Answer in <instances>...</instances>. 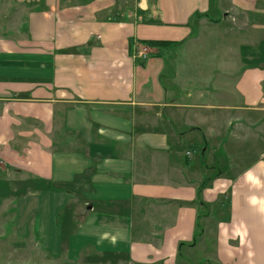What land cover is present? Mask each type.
<instances>
[{
    "label": "crops",
    "instance_id": "0c3cea01",
    "mask_svg": "<svg viewBox=\"0 0 264 264\" xmlns=\"http://www.w3.org/2000/svg\"><path fill=\"white\" fill-rule=\"evenodd\" d=\"M213 5L0 0V264H264V0Z\"/></svg>",
    "mask_w": 264,
    "mask_h": 264
},
{
    "label": "rangeland",
    "instance_id": "374dc122",
    "mask_svg": "<svg viewBox=\"0 0 264 264\" xmlns=\"http://www.w3.org/2000/svg\"><path fill=\"white\" fill-rule=\"evenodd\" d=\"M213 7H214V19H212V21L214 22V20L220 22V19H216L215 15L216 13L219 14V18H224L222 13H219L217 11V9H219L221 12H223V8H226V3H228V0H213ZM231 16H233L231 14ZM237 24L241 27L242 23L240 24L238 19H237ZM233 23V20H232ZM225 24V22L223 23ZM243 26V25H242ZM192 261L188 262L186 264H214L213 263H207V262H201L202 260L205 259V257H201L200 256V262H197V260L199 259L198 257H192ZM59 264H133L131 263V261L123 256V255H115V254H100L98 252H94L92 250H88L86 253H84V255H82V257L80 258L79 261L76 262H70L68 260H66L65 257H63L62 259H60ZM182 264V263H179Z\"/></svg>",
    "mask_w": 264,
    "mask_h": 264
},
{
    "label": "built area",
    "instance_id": "2783aa9c",
    "mask_svg": "<svg viewBox=\"0 0 264 264\" xmlns=\"http://www.w3.org/2000/svg\"><path fill=\"white\" fill-rule=\"evenodd\" d=\"M151 54V48L145 44H136L133 48V57L136 61H146Z\"/></svg>",
    "mask_w": 264,
    "mask_h": 264
},
{
    "label": "trees",
    "instance_id": "16d2710c",
    "mask_svg": "<svg viewBox=\"0 0 264 264\" xmlns=\"http://www.w3.org/2000/svg\"><path fill=\"white\" fill-rule=\"evenodd\" d=\"M215 23H217L218 21L214 20ZM145 45H148L150 48L151 47H159V48H164V47H169L172 44H179V43H174V42H170V41H147L145 43H143Z\"/></svg>",
    "mask_w": 264,
    "mask_h": 264
}]
</instances>
